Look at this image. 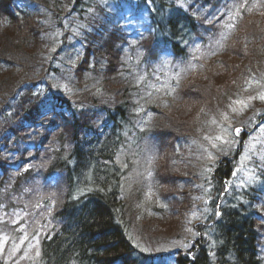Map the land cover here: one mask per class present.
Returning a JSON list of instances; mask_svg holds the SVG:
<instances>
[{
  "label": "trees",
  "instance_id": "1",
  "mask_svg": "<svg viewBox=\"0 0 264 264\" xmlns=\"http://www.w3.org/2000/svg\"><path fill=\"white\" fill-rule=\"evenodd\" d=\"M261 97L264 0H0V264H264Z\"/></svg>",
  "mask_w": 264,
  "mask_h": 264
},
{
  "label": "rangeland",
  "instance_id": "2",
  "mask_svg": "<svg viewBox=\"0 0 264 264\" xmlns=\"http://www.w3.org/2000/svg\"><path fill=\"white\" fill-rule=\"evenodd\" d=\"M126 13H128V11ZM247 106L248 105L245 102L236 104V111L244 112ZM235 131L238 132V129ZM248 160H249V154L247 153L242 157L240 166H239L240 169L241 168L243 169L242 173L245 175H246V172H248V170L245 167V164ZM139 165H141L142 168H144L145 170L149 172L151 171L150 167L137 163V166ZM10 242L12 243L13 247L9 250H6V246H8L9 244V239L6 237L0 238V258L3 256V257H6L5 260L6 259L12 260L16 255V258H17L16 263H18L17 261L31 260L38 254L39 244H38V239L36 237L27 238V239L26 237H21V238L14 237L12 240H10Z\"/></svg>",
  "mask_w": 264,
  "mask_h": 264
},
{
  "label": "snow or ice",
  "instance_id": "3",
  "mask_svg": "<svg viewBox=\"0 0 264 264\" xmlns=\"http://www.w3.org/2000/svg\"><path fill=\"white\" fill-rule=\"evenodd\" d=\"M261 99H264V97H261Z\"/></svg>",
  "mask_w": 264,
  "mask_h": 264
}]
</instances>
